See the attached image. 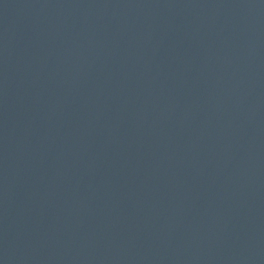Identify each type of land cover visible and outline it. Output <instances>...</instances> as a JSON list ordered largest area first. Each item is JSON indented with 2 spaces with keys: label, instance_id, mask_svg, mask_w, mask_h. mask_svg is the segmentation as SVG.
<instances>
[{
  "label": "water",
  "instance_id": "1",
  "mask_svg": "<svg viewBox=\"0 0 264 264\" xmlns=\"http://www.w3.org/2000/svg\"><path fill=\"white\" fill-rule=\"evenodd\" d=\"M0 264H264V0H0Z\"/></svg>",
  "mask_w": 264,
  "mask_h": 264
}]
</instances>
